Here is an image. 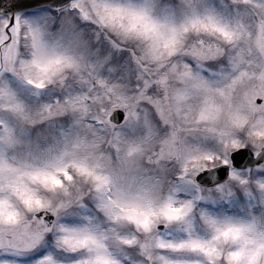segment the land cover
<instances>
[{
  "label": "snow or ice",
  "instance_id": "snow-or-ice-1",
  "mask_svg": "<svg viewBox=\"0 0 264 264\" xmlns=\"http://www.w3.org/2000/svg\"><path fill=\"white\" fill-rule=\"evenodd\" d=\"M0 264H264V0H0Z\"/></svg>",
  "mask_w": 264,
  "mask_h": 264
}]
</instances>
